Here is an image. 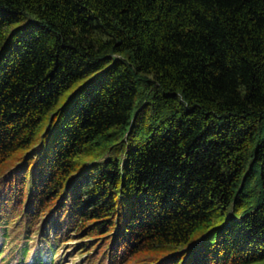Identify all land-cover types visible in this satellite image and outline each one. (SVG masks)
<instances>
[{
    "label": "trees",
    "instance_id": "obj_1",
    "mask_svg": "<svg viewBox=\"0 0 264 264\" xmlns=\"http://www.w3.org/2000/svg\"><path fill=\"white\" fill-rule=\"evenodd\" d=\"M0 237L264 264V0H0Z\"/></svg>",
    "mask_w": 264,
    "mask_h": 264
},
{
    "label": "rangeland",
    "instance_id": "obj_2",
    "mask_svg": "<svg viewBox=\"0 0 264 264\" xmlns=\"http://www.w3.org/2000/svg\"><path fill=\"white\" fill-rule=\"evenodd\" d=\"M10 232V236L14 238L12 241L14 243L18 242V246L16 248L20 247L24 241V238H22L23 234H17V232H13V230ZM51 239L54 240L53 235H51ZM79 241V237H74L73 240L68 241L63 245H59L53 264H59L60 259L64 261L62 264H82V259H84L87 254H83V256L78 255L77 252L79 249L77 243ZM38 244L42 245V247L38 248L39 252H41L45 260L48 259L49 261L50 256L47 255L46 250L43 247L45 243L40 241V236L38 234H33L32 239L29 241V246L31 249H35L38 247ZM10 246L9 241L7 242L0 237V250L4 249L3 253L0 254V264H34L33 253L29 251L28 255L25 257V263H20V253H17V251H15L16 249H13L14 251H12ZM4 258L7 260L3 261Z\"/></svg>",
    "mask_w": 264,
    "mask_h": 264
}]
</instances>
